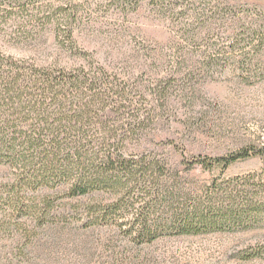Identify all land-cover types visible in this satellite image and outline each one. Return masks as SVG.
I'll list each match as a JSON object with an SVG mask.
<instances>
[{
    "label": "rangeland",
    "instance_id": "rangeland-1",
    "mask_svg": "<svg viewBox=\"0 0 264 264\" xmlns=\"http://www.w3.org/2000/svg\"><path fill=\"white\" fill-rule=\"evenodd\" d=\"M36 1L42 14L60 7L82 17L75 29L79 49L61 47L52 23L14 42L1 10L0 49L41 65L94 61L139 85L154 111L136 150L166 156L175 172L203 184L222 169L185 172L180 151L188 158L221 156L264 143V0ZM153 87L165 94L160 105ZM263 171L264 159L251 157L225 175ZM12 177L0 164V189ZM48 193L55 200L51 221L0 225V264H264V228L135 245L112 228L81 227L69 217L72 200ZM260 248L263 255L251 257Z\"/></svg>",
    "mask_w": 264,
    "mask_h": 264
},
{
    "label": "trees",
    "instance_id": "trees-1",
    "mask_svg": "<svg viewBox=\"0 0 264 264\" xmlns=\"http://www.w3.org/2000/svg\"><path fill=\"white\" fill-rule=\"evenodd\" d=\"M41 8L36 0H0L10 40H28L52 23L61 47L79 49L82 17ZM93 62L41 65L0 49V164L13 174L0 189V225L48 223L53 191L72 200L69 217L81 227L112 228L135 245L264 228V171L225 175L239 160L264 159V143L221 156L180 151L185 172L222 169L206 183L189 181L166 156L135 149L153 117L148 94ZM152 93L159 105L166 101L161 88Z\"/></svg>",
    "mask_w": 264,
    "mask_h": 264
}]
</instances>
